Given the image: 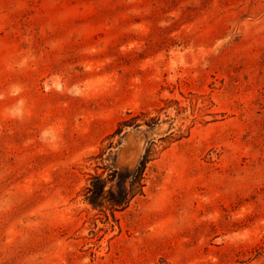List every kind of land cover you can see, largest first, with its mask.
Returning <instances> with one entry per match:
<instances>
[{
  "label": "rangeland",
  "instance_id": "374dc122",
  "mask_svg": "<svg viewBox=\"0 0 264 264\" xmlns=\"http://www.w3.org/2000/svg\"><path fill=\"white\" fill-rule=\"evenodd\" d=\"M0 264H264V0H0Z\"/></svg>",
  "mask_w": 264,
  "mask_h": 264
},
{
  "label": "trees",
  "instance_id": "16d2710c",
  "mask_svg": "<svg viewBox=\"0 0 264 264\" xmlns=\"http://www.w3.org/2000/svg\"><path fill=\"white\" fill-rule=\"evenodd\" d=\"M131 122V119L123 120L119 123L112 135H116L121 132L122 126ZM155 153L154 144L147 146L140 156L136 165L132 168H124L122 170L112 169L109 173L111 176L104 180V183L98 187L94 184L87 187L86 199L92 206H98L107 201L111 206L125 205L131 197L135 194L142 192L143 187V171L147 162L152 160V156ZM97 175L95 178H98ZM107 181H115V185H111L108 189H105ZM128 182L129 189L121 194ZM120 188V189H119ZM119 189V190H118ZM125 189V188H124ZM108 193V195L106 194Z\"/></svg>",
  "mask_w": 264,
  "mask_h": 264
},
{
  "label": "clouds",
  "instance_id": "9594fccd",
  "mask_svg": "<svg viewBox=\"0 0 264 264\" xmlns=\"http://www.w3.org/2000/svg\"><path fill=\"white\" fill-rule=\"evenodd\" d=\"M39 139L43 144L54 145L56 143V134L51 128H45L41 130Z\"/></svg>",
  "mask_w": 264,
  "mask_h": 264
}]
</instances>
